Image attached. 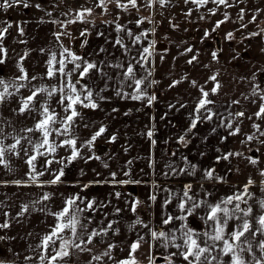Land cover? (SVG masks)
<instances>
[{
    "label": "crops",
    "instance_id": "1",
    "mask_svg": "<svg viewBox=\"0 0 264 264\" xmlns=\"http://www.w3.org/2000/svg\"><path fill=\"white\" fill-rule=\"evenodd\" d=\"M182 1L172 0L170 3L165 2L163 6L157 3L158 1L154 3L151 1V5L155 4L161 10L165 8L171 10L180 7ZM120 2L127 4L128 0H120ZM228 3L232 4L233 2L228 0ZM137 6L138 10L131 6L125 10L117 8L116 0L111 2L106 0L107 11L101 14L103 8L95 6L94 3L83 1L81 8H91L94 11L92 12L94 16L90 18L91 13L90 16L86 17L88 25L84 31L87 30L88 42L79 56L94 62L102 60L113 64L121 62L125 67L131 61L134 64L137 77L146 75L145 70L139 64H136L133 58L139 59V53L143 47L149 46L153 38L150 39L149 34H147L146 37H141L140 42L133 43L134 36L146 31L143 28L147 23L143 17L148 18V10L144 0H137ZM221 7L226 9L225 5H218L209 0L207 4L202 5L200 8L193 9V12L197 15L198 11L202 12L206 9L208 15L212 16L210 18L206 15L205 18H209L210 23L216 24L220 15L218 9ZM73 8H80V2L74 3ZM93 8H97V10ZM149 10H151L150 7ZM161 19L165 20L164 17H161ZM138 20H143V23L139 26L137 25ZM18 25L24 29L23 36L18 34ZM117 25L122 26L125 31L117 33ZM54 31H56V27L49 25L46 28L43 23L19 22V24L12 26L10 33L5 36V39L9 40L6 44L7 58H18L20 63H25L26 71L30 77H38V79L31 81L27 87L21 88L14 96H10L0 103V128L3 129V135H0V143L5 146L14 143V137H31L36 140L40 136L39 133L22 131L26 128H33L36 121L40 119L39 114L35 111L30 114L27 112L19 114L18 111L14 110L19 109L22 99L30 95L34 88L40 86L50 88L60 84L62 78L59 74L53 79L46 77V61L52 53H56L57 59H60L59 54L62 51L60 42L53 35L58 31ZM128 31H131L134 35L132 37L128 36ZM98 33L103 35H98ZM118 36L123 38L129 49L128 52H125L118 45L113 47ZM22 40L25 43H21ZM162 40L165 39L161 38L158 45H161V48L165 46V49L162 51L154 49L153 55L149 58L150 62L145 65V68L152 72L149 80L158 82L149 85L147 88L150 95L155 94L157 97L151 106H148L146 101L131 100L116 95L120 83L117 73L122 72L123 69L103 67V71L112 77L111 80H108L107 89L100 93L108 99H98L99 106L96 109L79 108L81 117L77 118L76 124L71 130L72 137L77 140L76 147L81 153L79 158L68 163L66 158L71 155V149L65 147L57 148L54 154L39 157L36 162L37 171L44 170L46 160H52L53 163L43 176L37 177V183L33 184L30 178L25 175L29 171L25 163L27 157L23 153L20 156L6 153L7 167L0 165V223L7 220L10 227L0 229V237H4V239H0V264H41L39 256L43 249L37 246L41 244L42 237L50 233L51 228L56 224L55 217L50 213L59 212L64 207L65 200L75 197L77 194L85 201L96 199V210H89L82 214L85 217L91 216L92 222L89 224V231L93 228L107 227L109 221H115L113 227L119 229V231L118 233L112 232L110 238L105 236L96 237L94 240L98 239V243L87 245L91 251L72 250L73 255L70 258H65L67 264H89V261H91V264H115L116 261L123 260L128 256L133 239H138L140 236H143L147 242H141V247L135 253V256L140 251L147 249L146 256H139L147 260L137 261L138 264H149L147 251L150 248L148 243H151L150 230H160V228L168 234V240H157L153 242V245L157 248H164V254L170 255V248H176L172 246V243H183L178 236V233H182V227L190 228L186 224L188 216L185 219H174L168 224L164 223L168 216L181 217L185 215L178 207L183 199L185 185L190 184L192 186L190 194L197 201L205 200L208 204H215L222 198L233 195L238 190L242 191L243 186L251 177L255 183L250 188L253 197L249 200V204L253 207V217H258L261 214L259 201L264 199V192L261 191V181L264 180V177L260 176V172H251L254 165L250 164L247 158L257 159L258 163L256 165L260 166V170L264 169V144L260 143L264 140V135H261L264 132V119L258 120L254 116L262 102L259 97L264 95V82L258 81L259 76L264 73L262 71L264 66L255 67L256 63L252 62L254 57L251 44L250 46L247 45L246 41L233 47L229 42L223 44L224 61L218 64L220 53L216 52L211 41L205 38L200 37L198 39L200 42H190L184 38L171 39L167 44ZM10 43L14 45L12 49L7 48ZM220 46L221 43L218 47ZM101 47L105 49V52H100ZM189 48L192 51H186ZM40 49H44V51L41 52ZM262 49H264V46L261 47V52H258L259 60L264 59ZM213 52L217 53L215 60L212 57ZM25 53H27L26 56ZM245 55L250 57L247 62H252V67L245 65L246 60L243 58ZM22 56L25 57L23 60L20 59ZM161 56H163V60H161ZM193 56H196V60L189 64L188 61ZM12 59L7 60L8 67L11 66L12 73L18 76L17 65L13 63ZM251 59L252 61H250ZM262 63L264 62L262 61ZM72 67V64L67 65V69ZM213 74H216V80L221 85L214 95L211 94V88L215 85V82L209 80V77ZM77 78L76 74H73V81ZM105 79L107 77H102L99 72L93 71L90 78L86 77L81 81V84L89 85L94 92H99L101 88L105 87ZM231 79H236V81H231ZM173 81L181 82L174 87H169ZM193 81L196 82L197 86H193ZM16 83L21 82L16 81ZM77 87L80 86L77 85ZM201 87L210 93L209 99L215 102L208 107L214 113L222 114L223 117L231 119L234 126L239 122L241 131L237 135L229 136V129L219 126L220 117L214 116L212 121L198 123L197 127L192 129V132L186 136L187 146L185 147L184 144L178 143V137L185 135L191 123L194 108L201 97ZM0 91H2V88H0ZM123 91L131 92L132 89L124 87ZM254 91L255 96L253 95ZM58 100L59 93L51 98L47 94H41L38 97L36 106L39 107V104L47 101L51 108L63 116L65 113L57 103ZM233 100H238L239 104H232ZM253 100H255V103L252 102ZM170 105L173 107L170 108ZM180 105H184V107H180ZM113 109H117V111H113ZM237 111H243L245 115L243 117L228 116L230 112L234 114ZM125 113L128 114L125 115ZM161 117L164 118L161 119ZM248 117L252 118L248 119ZM254 123L260 125L259 130L253 127ZM102 125L106 127V131L101 137L97 138L91 147L86 146L85 142ZM53 127L60 128L62 125L56 124ZM214 127L216 128L215 132L212 131ZM150 128L154 130L152 139L156 141L155 146L146 135ZM113 135L116 136V140L110 142ZM249 135L254 136V139L248 141L246 137ZM221 137H227V139L221 143ZM67 138L69 137L56 136L55 133L50 137L56 143ZM241 141L244 143H241ZM21 144L25 148L30 147L27 140H21ZM95 145H100V148L96 149ZM41 151H44V149H41ZM98 152L103 155L98 156ZM174 152L176 153L175 156L172 155ZM228 152H239L242 155L231 156L228 160L217 162L216 158L218 156ZM201 153L204 155L202 156ZM88 157L92 158L88 159ZM95 157H99V159ZM182 157H187L189 164L186 165ZM62 160L64 163H60ZM129 161H131L130 165ZM105 164H107V167H105ZM168 164H172L177 169L196 165V170L193 175L183 173L165 175L169 172ZM61 168L65 173L62 177L63 183L56 185L44 183L43 186H38L41 182L51 180L53 174ZM207 169H214L216 176L223 177V181L204 179V172ZM113 172L116 173L115 179L117 181L130 179L132 181L138 180L140 183H113L111 177ZM125 172H128L129 176H125ZM15 180L24 181L27 186H17L11 183ZM97 180L108 182L90 184V182ZM89 184L88 188H83L84 185ZM123 186L135 187L136 201L143 202L148 210L147 224H135L137 219L142 221L139 206L137 205L135 212L132 211L131 206L135 202L130 196L121 191ZM46 193L49 194L50 199L41 201V197ZM117 193L120 195L117 196ZM142 195L144 199L141 198ZM152 195L156 196L155 201L150 199ZM107 199L113 203L111 209L109 211L100 210V205L104 204ZM34 201H40V203L34 205ZM77 203L80 207L85 206L80 201H77ZM22 205H28V211L23 216H17V213L22 210ZM246 206L242 205V207ZM41 208L44 211H39ZM117 208L120 209L119 213L116 212ZM207 211V207L202 206L190 215L201 225V232L198 233L209 230L204 219H202L206 216ZM3 212H8L9 216H3ZM147 219L144 217L143 221L146 222ZM252 222L255 227V221ZM236 223L234 220L229 221L226 231L231 232ZM134 224L136 231L132 233V236L121 232L122 229L124 231L130 230ZM69 236L70 233L66 232L65 237ZM172 236L177 239L171 241ZM203 238L201 235L198 239L201 246L204 244ZM115 239L121 241L116 244ZM260 239H264V237L258 235L253 239L251 253H243L246 260L252 261L254 257L261 258L262 253L258 247ZM107 241V245L116 244L114 247L116 251L113 252V248L111 253L112 259L103 257L102 259L106 260H90L94 255H101L107 250V245L102 246V242ZM77 242L80 241L77 240ZM166 243L168 244L167 247H165ZM58 246L59 241H57L56 247ZM44 254L48 257L54 253L49 250ZM218 254L219 248L211 253L213 256ZM26 257L29 259H26ZM221 259L225 262L230 261V257H221ZM172 261L173 264H182V260ZM44 264H47V259ZM56 264H65V261H57ZM155 264H168V262L167 260H155Z\"/></svg>",
    "mask_w": 264,
    "mask_h": 264
},
{
    "label": "snow or ice",
    "instance_id": "2",
    "mask_svg": "<svg viewBox=\"0 0 264 264\" xmlns=\"http://www.w3.org/2000/svg\"><path fill=\"white\" fill-rule=\"evenodd\" d=\"M108 2H111V0H108ZM166 0H159V3L161 6L164 5ZM189 0H185V3H188ZM191 2L196 3L198 5H204L209 2V0H191ZM212 2L218 4V5H225L226 7H231L228 3V0H212ZM23 5L24 8L30 7V4L28 3V0H2L0 2V8H4L5 10L12 7L13 5ZM116 6L117 8H123L127 10L129 6L132 8H137V0H128L127 4H122L120 0H116ZM149 7H151V0L149 2ZM37 9H40L41 5L37 4L35 5ZM97 7H101L104 9V11H107L106 8V0H99V3L97 4ZM243 9H241V15L240 18L243 19ZM259 11V9H257ZM92 13L91 8H82L81 10H77L75 14V19L68 20L67 23H75L77 21L79 22H86V17L90 16ZM190 14V13H188ZM213 14H215L213 12ZM147 19L149 22H151L150 18H144ZM228 19L227 14H225V20ZM256 19L255 15L252 17V20L254 21ZM225 20L218 21L216 24V27L219 28L221 24L225 22ZM53 23H60L58 21H53ZM141 23H143V20H138L137 25L139 26ZM63 26V24H62ZM12 27L11 23H7L5 27L0 28V64L6 63L7 59V49L3 46V41L5 39V36L8 34L9 29ZM18 27V34L20 36L24 35V29ZM117 33H121L125 31V29L117 25L116 26ZM155 31V29H153ZM215 31V29H213ZM264 31V30H262ZM87 33V30L84 32H81V36H85ZM65 33H54L53 35L56 36L57 41H59L60 36L64 35ZM98 35H103L102 33H98ZM127 35L132 37L134 34L131 31L127 32ZM147 33L142 32L140 35L134 36L133 43H138L141 40V37H146ZM251 35L255 36L258 35V33H252ZM205 36H208V32H205ZM227 38H232V33L227 34ZM21 43H25V41H20ZM84 43H87V40L84 41ZM120 46L122 49L125 50V52H128L129 49L125 45L123 38L118 36L115 40V43L113 47ZM62 47V51L60 52V59H57V54L52 53L49 57V59L46 61L47 65V71H46V77L48 79H53L59 74V76L62 78L59 85L51 86L50 88L45 86H40L38 88H34L31 91V94L27 97H24L21 101V106L19 107L18 111L19 114L24 113H32L33 111L37 112L40 116V119H38L35 123V126L33 128H26L22 131L28 132V133H39L40 136L38 139L33 140L31 137H21V138H15L14 137V143L10 145H3L0 143V165H4L7 167V162L5 160L6 153H11L12 155L20 156L21 153H23L27 159L25 160V163L28 166L29 171L25 174L27 175L31 182L33 184L37 183V177L43 176L45 174V171L48 170L49 166L53 163L52 160H46L44 165V170L37 171V165L36 162L39 157L47 156L54 154L57 151V148L65 147L71 149V155L66 158L68 163H71L72 161L76 160L81 156V153L79 152L77 145V140L72 137L71 130L74 128L77 118L81 117V113L79 111V108H91L96 109L98 108L97 100H106L108 97L100 95L101 92L105 91L108 87V80H111V76H109L107 73L103 71V67H111L116 69H123L122 72L117 73V77L120 81L119 87L116 91V95L120 96L121 98H129L131 100H137V101H146V104L148 106H151L153 102L157 99L155 94H149L147 92V88L151 84L158 83L155 80H149V77H151L152 72L151 70L145 68V65L149 63V58L153 55V50L155 49V41L150 42L149 46L143 47L142 51L139 53V59H136L135 57L133 60H135L136 64H139L141 68H143L146 72V75L137 77L134 64L130 61L127 64V67L124 66L123 63L117 62L115 64L107 61H88L85 60L83 57L78 56L74 54L70 49L66 47ZM41 52L44 51V49H40ZM186 51L190 52L192 51L191 48L186 49ZM264 51V49H262ZM100 52H105V49L103 47L100 48ZM27 53H25V56ZM212 57L215 60L217 58V53L213 52ZM25 57H21L20 59L23 60ZM161 60H163V56L160 57ZM196 60V56H193L188 63L191 64L193 61ZM72 64L73 67L71 69H67V65ZM58 65V67H56ZM207 67V66H205ZM17 68L19 71V75L15 77L14 80H5L3 78H0V88H2V91H0V103H2L4 100H6L10 96H14L16 93L20 91L21 88L27 87L28 84L31 83V81L38 79L37 76H29L26 69L23 67L21 63L17 64ZM96 71L101 74L102 77H107L105 79V87L101 88L99 92H94L93 89L86 84H81V81L85 79L86 77L91 76L92 72ZM73 74H76L78 77L73 81L72 77ZM209 80L214 81L215 85L211 88V94H216L218 90L220 89L221 85L216 80V74H213L209 77ZM16 81H20L21 83H16ZM181 81H173L169 87H174L176 84L180 83ZM77 85L80 87L78 88ZM193 86H197L196 82L193 81ZM128 87L131 88V92H124L123 88ZM12 89V91H10ZM201 91V97L197 101L196 106L194 108V115L191 120V123L188 127V129L185 132V135H181L178 137V143L184 144V146H187V140L186 136L192 132V129L197 127L198 123H203L205 121H212L214 116L220 117V125L222 127H225L229 129L228 135L234 136L240 133L241 129L239 127V122L236 123V125H233V122L231 119L225 118L222 116V114L214 113L208 106L214 104L215 102L211 99H209L210 93L208 91H205L203 87L200 88ZM57 93H59V100L57 103L62 108L63 112L65 113L63 116H61L59 113L56 112L55 109L51 108L47 101H45L42 104H39V107L36 106L38 103V97L41 94H47L49 98L55 96ZM253 95L255 96V91L253 92ZM247 99V97H246ZM259 99L262 101L259 105V110L254 113V116L259 119H264V95H261ZM255 103V100L252 101ZM232 104H239L238 100H233ZM170 108L173 107L172 105L169 106ZM180 107H184V105H180ZM113 111H117V109H113ZM131 111V110H129ZM128 113H125L127 115ZM167 115V114H165ZM245 113L243 111H237L234 114L229 113L228 116L232 117H243ZM164 117H161L163 119ZM252 117H248V119H251ZM56 124L62 125L60 128L53 127ZM87 127V125H85ZM253 127L259 130L260 125L259 124H253ZM106 131L105 126H100L99 129L91 136L90 139H88L85 144L88 147H91L97 138L101 137L102 134ZM213 132L216 131V128L214 127L212 129ZM53 133H55L56 136H68L69 138L64 139L60 141L59 143H56L54 139H50V137L53 136ZM0 135H3V129L0 128ZM147 137L152 141L153 146H155L156 141L152 139L154 136V130L150 128L147 133ZM261 135H264V132L261 133ZM227 137H221V143H223ZM248 141H251L254 139V136L249 135L246 137ZM21 140H27V143L30 145V147L25 148L21 144ZM116 140V136L113 135L111 137L110 142H114ZM241 143H244L241 141ZM261 144H264V140L260 141ZM41 149H44V151H41ZM219 151V149H218ZM35 153V154H32ZM173 156L176 155V153H172ZM203 156L204 154L201 153ZM242 154L239 152L233 153L228 152L226 154H223L221 156H218L217 162L220 160H228L231 156H241ZM92 157H88V159H91ZM96 159H99V157H95ZM182 159L185 161V164H189L187 157H182ZM248 162L252 165H256L258 163L257 159H254L252 157H248ZM60 163H64V161H60ZM129 165L131 164V161L128 162ZM152 165L150 164V167ZM105 167H107V164H105ZM169 172L165 173V175H168L169 173L174 175L179 174H188L193 175L196 170V165H190L189 167H182L177 169L172 164L167 165ZM83 171V170H81ZM65 175L63 168L59 169L57 172L53 174V178L46 182H41L38 186H43L44 183L56 185L59 183H63L62 177ZM97 175H99L97 173ZM125 176H129L128 172L124 173ZM260 176L264 177V169L260 170ZM112 182L113 183H140V181H132V180H125V181H117L116 173H111ZM204 179L208 180H216V181H223V177H218L215 174L214 169H207L204 172ZM108 181H95L90 182L91 183H107ZM11 183H14L17 186H27L24 181L21 180H15ZM254 180L250 177L248 179V182L243 186L242 191L238 190L237 192L233 193V195L227 196L225 198H222L219 202L215 204H208L205 200H199L197 201L193 195H191L192 186L185 185V189L183 192V199L179 203L178 207L182 213H184V216L181 217H173L168 216L164 223L168 224L174 219H185L186 216H190L194 213V211L202 206L207 207L208 211L206 213V216L202 217L204 219L205 224L208 226V231H205L203 233H198L194 229L187 228L186 226L182 227V235L180 239L183 241L182 244H176L172 243L173 247H176L178 249L179 255L182 256L183 260L187 262V264H264V239H260L258 247L261 250L262 256L261 258H253L252 261H248L244 258L243 253L244 252H252L253 248V239H255L258 235L261 237H264V199L259 201V208L261 209V214L258 217H253V207L249 204V200L252 199L253 194L250 192V188L254 184ZM89 185H84L83 188H88ZM262 187L261 191L264 192V180L261 181ZM117 196L120 194L117 193ZM50 199L49 194H44L43 197H41V201H47ZM152 201L156 200V196L152 195L150 197ZM77 201H80V203H83L85 206L80 207V205L77 203ZM40 203V201H34L33 204ZM140 203V201H136L132 206V211H136L137 205ZM167 203V201H166ZM242 205H247L246 207H242ZM101 207L104 205L101 204ZM97 207L95 200H83L78 194L75 197H70L65 200L64 207L56 213H50L53 215L56 219V224L51 228L50 233L46 234L42 237L41 244L37 247L42 248L43 252L39 256V260L41 261V264H44V261L47 259V264H56L57 261H65V264H67V261L65 258H70L73 255L72 250H79V251H91L90 248L87 247V245H91L94 242V239L96 237H103L107 235L110 231L113 233H118L119 229L114 228L113 221H109L107 223V227H101L100 229H91L89 231V224L92 222L91 216L85 217L82 214L86 211H95ZM29 206L28 205H22V210L17 213V216H23L28 211ZM39 211H44L43 208L39 209ZM120 209H116V212L119 213ZM3 216L7 217L9 216L8 212H3ZM234 220L236 221V226L233 228L231 232L226 231V229L229 226V221ZM255 221V227L252 221ZM142 221L139 219L136 220L135 224H141ZM135 224L131 227H135ZM10 227V223L5 220L3 223H0V229L8 228ZM147 227V225H145ZM70 233L69 237H65V233ZM151 232V240L157 241V240H168V234H166L164 231H155L150 230ZM203 236L204 244L201 246L200 243H198V239L200 236ZM0 239H4V237H0ZM177 238L175 236L171 237V241H175ZM79 240L80 242H77ZM57 241H59V246L56 247ZM141 242H147L145 241V238L143 236H140L136 241L132 242L130 245V251L128 253V256L123 259L116 261L115 264H138V261L136 260L135 253L138 251V249L141 247ZM83 245V247H82ZM168 244H165V247H167ZM115 247L113 244H109L107 247V250L104 251L101 255H94L92 257L93 261H101L103 257H108V259H112V250ZM149 247L151 248L152 245L150 244ZM219 248V254L216 256L211 255L213 250H216ZM49 250H51L52 255L46 257L44 253H47ZM177 253H172L169 257H166L168 264H173L172 256H175ZM221 257H230V261H223ZM26 259H29L26 257ZM89 264H91V261H89ZM149 264H155V257L149 256Z\"/></svg>",
    "mask_w": 264,
    "mask_h": 264
},
{
    "label": "rangeland",
    "instance_id": "3",
    "mask_svg": "<svg viewBox=\"0 0 264 264\" xmlns=\"http://www.w3.org/2000/svg\"><path fill=\"white\" fill-rule=\"evenodd\" d=\"M83 1L94 3L95 6H97L99 0H28V3L30 4V7L24 8L23 5H13L12 7L8 9L0 8V28L5 27L7 23H11L12 26H15L19 24V22H38L43 23L46 25V28L50 25L52 27H56V31H62L64 25L67 23L68 20L75 19V14L77 10H81V4ZM112 1V0H111ZM233 3L231 7H226L224 9L223 7L218 9L219 15V21L225 20V14H227L228 19L225 20L223 24L220 25L219 28L216 27L215 23H210L209 18H205L206 15L209 13L205 9L204 11L197 12V15L193 12L195 8H200L202 5H198L196 3L191 2L189 0L188 3H185V0H183L181 3L182 5L180 7H175L174 9H164L161 10L160 7H157L155 4H152L149 10V0H144L145 6L147 8L148 18H150L151 22L145 19V22L147 25L143 29L145 33L149 34L150 39L154 40H161V38H164L163 41L165 44L169 43L171 39H188L190 42H200L198 40L200 37L205 38L208 41H211L212 46L216 50V52L220 53L218 64L223 63L224 61V54L222 50V45L226 42H229L231 46L237 45L242 42H247V45L250 46L251 44V50L253 52L254 60L252 59L253 63H256L255 67H261L264 66V59L259 60L258 52H261V47L264 46V0H229ZM2 2V0H0ZM76 2H80V8L74 9L73 4ZM167 3L172 2V0H166ZM159 3V1L157 2ZM41 5L40 9H37L35 5ZM160 4V3H159ZM158 4V5H159ZM57 5V6H56ZM161 5V4H160ZM97 10V8H93ZM241 9H243V19L240 18L241 15ZM259 9V11H257ZM94 12V11H92ZM104 13V10H102L101 14ZM190 13V14H188ZM96 15V14H95ZM255 15L256 19L253 21L252 17ZM94 14L90 16V18H93ZM209 16V15H208ZM212 16V15H211ZM211 16H209L211 18ZM161 17L165 18V20L161 19ZM144 19V17H143ZM211 20V19H210ZM215 20V19H213ZM53 21H58L60 23H53ZM209 22V23H208ZM63 24V26H62ZM73 25V28L71 30V35L76 36L81 31H84L85 27H87L88 22H75L71 23ZM11 29V28H10ZM10 29L8 34L10 33ZM155 29V31H153ZM215 29V31H213ZM54 31V32H56ZM208 32V36H205V32ZM57 32V33H58ZM232 33V38H227V34ZM252 33H258V35H251ZM199 37V38H198ZM260 39V40H258ZM258 40V41H257ZM254 41V43H253ZM9 42V40L4 39L3 46L6 48V44ZM221 43V46L218 47V43ZM260 45V47H259ZM13 44L10 43L7 48H13ZM2 55V54H0ZM252 57V54H251ZM259 57V58H258ZM246 60V64L248 66L252 67V62H247L249 60V56L245 55L243 57ZM12 58H7L6 63L0 64V78H3L5 80H12L15 79L14 76H17V74L12 73L13 69L8 67V61ZM14 64H18L19 59L14 58L12 59ZM23 67L26 69L25 63H21ZM264 72V69L262 70ZM231 81H236V79H231ZM261 83L264 82V75H261ZM105 149V147H104ZM103 154L98 153V156H102ZM252 173H258L260 172V166L254 165L253 169H251ZM253 175V174H252ZM121 188V187H120ZM134 186H123V189L121 188V191H123L124 194H127V196H130L134 202H136V192L134 190ZM110 198V197H108ZM142 199H144V196H141ZM95 200L96 199H91ZM112 201L107 199L106 202L103 204L104 206H100V210L102 211H109L112 206ZM139 206V213L141 214L142 223L141 224H147V214L148 210L143 202H140L138 204ZM144 217H146V222L143 221ZM115 224V221H113ZM95 224V223H94ZM113 224V225H114ZM135 227H131L130 230H121L122 233H125V235L132 236V233L135 232ZM157 232L162 231L155 230ZM111 231L105 235V237L110 238ZM182 233H178V236L181 237ZM176 236V234H175ZM205 238H203L204 241ZM116 240V244H118L121 240ZM137 238L133 239V242L136 241ZM181 241V239L179 238ZM98 239L94 240L93 245L98 243ZM110 241V240H109ZM150 241V240H149ZM153 242L151 240V243H148V246L151 244L152 248L148 249V260L149 256L156 257L155 260H166V257H169L172 253H177L175 256H172V260H182V264H187L186 261L183 260L182 256L179 255L177 248H170V255L165 253L164 254V248H157L153 245ZM108 244L107 242H102V246H106ZM113 244V245H116ZM108 246V245H107ZM119 246V245H117ZM146 250L144 249L142 252L140 251L138 254H136V260H147L142 259L139 256H146ZM116 251V248H114V251ZM92 260V258L90 259ZM106 260V259H102ZM119 260V259H115Z\"/></svg>",
    "mask_w": 264,
    "mask_h": 264
},
{
    "label": "trees",
    "instance_id": "4",
    "mask_svg": "<svg viewBox=\"0 0 264 264\" xmlns=\"http://www.w3.org/2000/svg\"><path fill=\"white\" fill-rule=\"evenodd\" d=\"M72 28H73V25L71 23L70 24L66 23L64 25V27H63L62 31H60V33H65V34L60 36L59 42H60L61 46L70 49L74 54L79 56L81 54L83 47L85 46L84 41L87 40V42H88V37H87V33L85 36H81V34H79L78 36H75V37L72 36L71 35ZM154 41H155V50L156 51H158V50L162 51L165 49V46L163 48H161V45H158V44H160L159 40H154ZM263 74H261V75H263ZM261 75L259 76L258 81L261 80ZM95 147H96V149H98V148H100V145H95ZM186 224L191 229H194L197 232H201V225L199 222L196 221V219L193 216H188L186 218Z\"/></svg>",
    "mask_w": 264,
    "mask_h": 264
},
{
    "label": "flooded vegetation",
    "instance_id": "5",
    "mask_svg": "<svg viewBox=\"0 0 264 264\" xmlns=\"http://www.w3.org/2000/svg\"><path fill=\"white\" fill-rule=\"evenodd\" d=\"M81 32H83V31H81ZM81 32H80L79 34H81ZM79 34H78V35H79ZM78 35H76V36H78ZM74 37H75V36H74ZM74 37H73V38H74Z\"/></svg>",
    "mask_w": 264,
    "mask_h": 264
}]
</instances>
